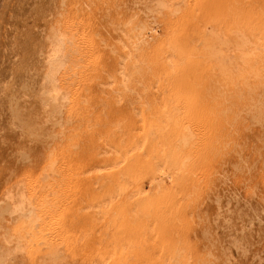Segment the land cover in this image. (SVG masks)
<instances>
[{
	"label": "rangeland",
	"instance_id": "374dc122",
	"mask_svg": "<svg viewBox=\"0 0 264 264\" xmlns=\"http://www.w3.org/2000/svg\"><path fill=\"white\" fill-rule=\"evenodd\" d=\"M159 1L0 0V264H91L100 252L103 264H159L166 248L179 252V264H264V47L254 70L228 80L202 50L210 24L227 33L251 29L263 43L264 0H173L169 9L149 13ZM136 13L131 28L147 31L141 45L146 97L139 86L116 101L117 84L104 85L115 76L114 25ZM170 37L182 58L173 75L161 66L168 51L163 39ZM51 42L61 44L65 67L58 75L62 91L48 101L41 86ZM164 100L180 111L178 129L166 127L157 146L188 127L187 166L163 194L145 195L135 219L121 215L104 233L93 226L87 200L117 169L109 166L99 182L89 171L114 159L105 150L133 142ZM152 148L131 150L121 169L139 165L136 173L144 177ZM49 158L56 160L53 169ZM13 188L34 203L33 193L51 196L38 227L43 238L28 253L14 252L4 237L15 214L1 198ZM125 237L133 240L127 258L116 247Z\"/></svg>",
	"mask_w": 264,
	"mask_h": 264
},
{
	"label": "bare ground",
	"instance_id": "6f19581e",
	"mask_svg": "<svg viewBox=\"0 0 264 264\" xmlns=\"http://www.w3.org/2000/svg\"><path fill=\"white\" fill-rule=\"evenodd\" d=\"M172 2L173 0H160L156 6H152L150 8L149 13L152 12V14H157L161 11L162 8H168L172 6ZM137 19L138 14L136 13L126 19L118 20L114 25L115 31L118 34V55L114 64L115 76L113 80L104 82V85H114V83L117 84L119 93L117 94V96H114L118 98L116 99V101H121L125 91L137 89L139 86H143V89L139 90L138 95L140 96V98H144V96L146 97L144 89H146L145 84H147L146 82H148V80L147 78L143 77L144 72L146 71L144 70V68H142L143 62L145 60V58H143V55L146 56V54L141 45L144 44L142 34L147 31L145 30V28H143L141 31L137 32L136 30H133L131 28V26ZM211 26L212 25L210 24V27H207L209 28V32L203 41L204 45L202 50L208 57L214 58L216 60L215 67L219 71L221 77L228 80L229 78H232L234 76L235 72H247L250 66L251 68L249 69L254 70L257 62L253 61V59L258 57L260 58L259 48L263 49L264 47L261 46L264 42L262 43L260 37H257L253 32L251 33V29L250 31H248V29L244 30L238 27L230 30L227 33L226 31H223L219 27H217L218 25L212 27ZM163 44L166 45L168 51L161 60V66L163 69L168 70L169 73H172L173 75L174 72L181 67L182 58H180V60L179 58H176L175 53L178 52V47L172 37L163 39ZM60 45L61 44L59 42L58 44H56V42H51L48 45L50 51H48L44 62L45 68L41 92L43 97L47 95L46 99L48 101L56 100L62 91V86H60L58 82V75L65 67V63L62 51H60L62 48ZM225 48L227 49V51H233L234 55L229 56ZM254 62H256V64H254ZM171 100H164L160 109H155V111L158 110L157 114H155L156 116L154 115V113L156 112L153 113L152 111L151 114H153L152 116L155 117L149 119L146 117L148 120H145L144 123L142 122V129L140 133L137 135L135 134L136 138L126 148H122L120 146L111 147L110 150L107 149L103 152V154L105 155L109 154V152L111 151L115 152L116 156L113 160H111V162L98 164L91 168V170L89 171L90 175L98 181L100 177V179H102L101 174L105 170H107L109 166L117 169L116 172L113 171L114 173L111 180L108 179V177L106 181L105 178L106 182L102 181L104 182L102 185L101 182H99L100 180L98 181L99 187L101 186V189L97 191L93 196H91L92 198H90V200H87V208L85 207L86 209H91L93 214H95L96 216V219H93L96 225L94 224V222V225H92L95 226V228L97 227V229L102 230L104 233L111 232L112 229L115 228L116 220L118 221L117 218L121 215H130L133 217V219H135V216H138L140 214L141 202H144L143 198L145 197V195L148 193L147 196L152 197L155 192L160 193L162 189L168 187V184H172L182 172V170L187 166V159L189 158V155L185 152L189 148H191L190 145L192 144L191 140L193 137V133L188 127L182 130H177L175 134L172 132L173 135H171L170 139L167 138L169 142L166 143V141H164V147L162 146V148H159L160 146H157V143L159 142L158 139L159 137H161L160 135H162V131L166 127L172 125V130L178 129L177 117L179 116L180 111L177 109L175 103ZM62 107L63 106H60L61 110ZM141 107L143 106L141 105ZM136 108L138 109L137 105ZM136 108L134 111H137ZM139 111L140 113L144 112V110L141 112L140 109ZM139 111H137L136 116L137 114L140 115V113H138ZM154 139L156 140V143L154 141L155 144L151 143V141ZM149 143L153 147V151L150 154L151 159L147 161L148 171L144 177H142V173H136L139 165L138 167H136L135 171L134 169L132 170L134 173L131 171V168L126 167L125 169H121L127 161V154H131L129 153L131 150H143L147 147V145H149ZM45 158L46 156H43V160ZM47 162L48 168L53 169L56 164V160L49 158L48 160H46V163ZM143 165L145 166L146 163ZM143 167L141 168V170L144 169ZM168 188L170 189V187ZM16 190L18 189L13 188L11 190H8V192L6 194H3L1 198L2 201H9V204L13 207V213L15 214L13 226L5 231L4 237L6 238L7 242L11 243L14 246V252L28 253L30 251L32 242L34 240L43 238L42 229L39 228L41 227V225H44V222L40 223V221L46 213H44L42 210L52 208V201L50 199L51 196L50 198L47 197L48 194L42 195L41 192H36L33 194L38 195L36 198H39V203H34L30 194H26L23 191L20 192V190L19 192H17ZM165 190L166 189H164V191ZM159 193L156 194L159 195ZM153 197H155V195ZM90 215L89 218H91ZM121 218L120 220H122ZM141 218L142 216L139 219ZM147 218H149V216ZM90 221L92 223L91 219ZM126 228L128 232L130 229L128 230L129 227ZM100 230L98 232H100ZM118 232L120 234L121 232L123 233V231H120V229L118 230ZM125 233L126 232L124 231V234ZM120 234L119 236L121 237L122 235ZM114 236L115 235H113V237ZM114 238L116 239V237ZM115 241L116 243L114 242V245L117 244V239ZM119 241V246H116L118 247V254L122 255V253H126L124 254L126 257H123L127 258V254L129 253L127 251H130L129 247H131V245L133 244H131V241L133 242V240H130V238L126 239L125 237ZM46 242L50 243L51 241L46 240ZM108 248L106 247L107 250ZM100 251H102V249ZM101 254L103 253L100 252L96 254L94 253V255L92 254L93 259L91 261V264H103L106 261V258H104L103 256L106 254L105 252L104 255ZM118 254L116 258H122V256L118 258ZM179 258L180 256L178 251H172V248H166L160 256L159 264H179Z\"/></svg>",
	"mask_w": 264,
	"mask_h": 264
}]
</instances>
